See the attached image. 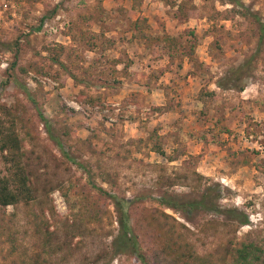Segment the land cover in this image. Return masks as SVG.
Listing matches in <instances>:
<instances>
[{"label": "rangeland", "instance_id": "374dc122", "mask_svg": "<svg viewBox=\"0 0 264 264\" xmlns=\"http://www.w3.org/2000/svg\"><path fill=\"white\" fill-rule=\"evenodd\" d=\"M130 5L0 0V132L19 140L31 189L0 206V264H142L130 248L113 251L117 213L97 187L132 199L130 224L150 264H178L175 251L226 264L229 239L262 244L264 38L254 15L264 23V0H141L139 12ZM138 15L146 19L141 33L176 39L171 55L152 52L140 32L132 34ZM56 44L65 47L61 65L50 60ZM115 55L124 56L127 83L136 84L128 91L100 84ZM248 57L243 90L216 86ZM81 90L99 102L83 103ZM158 143L165 155L154 150ZM10 158L0 147V178L12 182ZM215 183L219 203L246 211L249 224L215 213L189 222L155 200L165 191L198 195ZM78 193L99 214L81 219L87 210ZM153 217L167 222L161 231L174 225L171 239L153 230Z\"/></svg>", "mask_w": 264, "mask_h": 264}, {"label": "trees", "instance_id": "16d2710c", "mask_svg": "<svg viewBox=\"0 0 264 264\" xmlns=\"http://www.w3.org/2000/svg\"><path fill=\"white\" fill-rule=\"evenodd\" d=\"M141 0H131L130 9L133 12H139L140 10ZM256 22L258 24L257 30L259 31V41L264 38V23L259 19L257 15H254ZM145 17L138 15L135 19L130 21V31L132 34H136V32H140L142 30L143 23L145 22ZM90 23V20H88ZM140 37L144 40L145 46L147 49H150L152 52H160L164 50L165 53L171 55L173 48L176 45V39L171 37L167 33H162L160 35L155 34H146L144 32H140ZM95 37L100 36V34H95ZM56 47L53 49L57 53L50 60L55 62L58 65L63 64L60 56L65 50L64 45L56 44ZM106 46V44H105ZM96 46H92V49ZM252 57H248L244 62L238 64L235 67L228 69L224 75V77L219 78L215 84L220 89H237L238 91L243 90L242 79L246 76L249 66L251 64ZM110 63H112V70L109 71L106 77H102L100 79V84L103 86H117L121 83V80L115 75L116 65L119 62H124L121 58L110 57ZM125 64V63H124ZM124 71V69H123ZM24 94L29 95L27 90H24ZM80 97L82 98V102H87L91 104H96L99 102V96H92L86 93V91H79ZM214 92H210L209 95H214ZM170 108L165 107H156V110L166 111L171 110ZM40 120L46 124V120L41 114L38 112ZM218 124V123H217ZM178 133L183 135V132L178 129ZM201 140V139H200ZM0 147L1 150H6L11 154L10 161H13L14 167L16 168L14 171V177L12 182L5 178H0V206H7L9 204H15L20 199L25 197H29L31 193V189L29 186L28 177L22 172V167H20V142L17 137L12 134L10 131H5L2 129L0 132ZM158 154L165 155L162 146L158 143L154 149ZM244 162V161H243ZM246 162V161H245ZM17 169H21L18 171ZM12 184V187L10 184ZM98 192L103 193L105 196L111 199L112 204L117 213V221L119 223V233L112 240V249L114 252H125L127 248H130L134 254L140 258L142 264H150L149 259L145 253H143L142 247L139 245L138 238L134 234L133 227L130 224V214L127 211V207L132 202V199L119 197L115 194L107 193L101 187H97ZM80 199L79 204L82 205L86 212H80L81 219L87 220L89 216H94L99 214L93 208V204L86 200L85 195L78 193ZM222 198V190L220 185L212 184L207 185L201 193L198 195H180L179 193H173L165 191L161 193L155 200L161 206H165L174 211L180 212L183 217L189 221L193 222L197 216L206 213H215L217 215L223 216V220L226 222H232L237 224L238 226H243L249 224V215L243 209L233 206L226 207L222 206L219 201ZM92 207V209L90 208ZM92 211V212H91ZM91 212V213H90ZM164 214V213H163ZM164 217H167L164 215ZM155 223L153 226L154 231L157 230L158 235H162V238H172V230L174 225H170L164 227L163 230H160L161 224H167V222H163L158 219V217H153ZM168 225V224H167ZM36 226H40L36 224ZM146 227L150 226V224H145ZM148 232L155 237L154 232L151 229L147 228ZM46 241L44 240V244ZM229 247L226 249V254L229 255L230 261L226 264H264V240L262 244H257L254 241L248 240H233L229 239L228 241ZM185 253V252H184ZM184 253H176L175 256L178 259V264H213L208 256L197 254L196 252H186Z\"/></svg>", "mask_w": 264, "mask_h": 264}, {"label": "crops", "instance_id": "0c3cea01", "mask_svg": "<svg viewBox=\"0 0 264 264\" xmlns=\"http://www.w3.org/2000/svg\"><path fill=\"white\" fill-rule=\"evenodd\" d=\"M139 14V13H138ZM114 58H121V57H124V56H121V55H115V56H113ZM119 65H123V62H119L117 65H116V72H115V75L118 77V79L119 80H121L122 82L120 83V84H118V87H121L120 88V91L119 92H123V91H128V86H132V85H136V84H129V83H127L128 81H126L125 80V78H129L130 76H129V73H128V71H127V67H125V65H123L124 67H122L121 69H119ZM123 69H124V71H123ZM133 83V82H132ZM124 94V93H123ZM117 95H118V93L117 94H114L113 96H112V98L113 99H115L116 97H117ZM122 96H124V95H122ZM170 131H171V129H170ZM175 133V132H174ZM178 135H180V134H178ZM177 135V136H178ZM176 139V138H175ZM176 144H177V142H175ZM173 146H175V144L173 143V145L171 146V149H173L174 147Z\"/></svg>", "mask_w": 264, "mask_h": 264}]
</instances>
